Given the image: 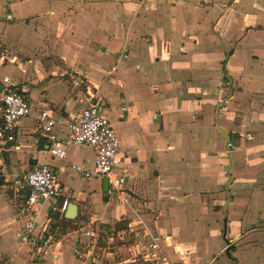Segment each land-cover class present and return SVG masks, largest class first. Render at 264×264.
Returning a JSON list of instances; mask_svg holds the SVG:
<instances>
[{
    "label": "crops",
    "instance_id": "1",
    "mask_svg": "<svg viewBox=\"0 0 264 264\" xmlns=\"http://www.w3.org/2000/svg\"><path fill=\"white\" fill-rule=\"evenodd\" d=\"M74 69L120 138L121 194L72 169L94 167L92 148L51 156L35 118L46 110L68 134L88 105ZM0 82L34 110L0 141V264H164L141 253L152 236L171 263L186 251L189 264H264V0H0ZM39 164L63 190L32 212L35 233L54 236L45 258L19 235L26 190L15 185ZM64 200L78 206L66 231L53 210Z\"/></svg>",
    "mask_w": 264,
    "mask_h": 264
},
{
    "label": "built area",
    "instance_id": "2",
    "mask_svg": "<svg viewBox=\"0 0 264 264\" xmlns=\"http://www.w3.org/2000/svg\"><path fill=\"white\" fill-rule=\"evenodd\" d=\"M71 78L74 87L84 89L88 105L77 115L68 126V134L64 138H58L53 129L56 125L54 119L46 110L38 112L35 118L40 121V126L49 140V152L51 156L64 159L67 156V148L73 145L87 146L95 152V165L87 168L80 164H74L72 169L83 179L108 178L109 185L114 194H121L126 184L125 171L122 168L121 141L111 121L105 115L101 104L97 102L96 92L87 81L86 74L78 69L71 70ZM34 113L31 101L18 91L15 85L8 82V87L0 92V141L8 136L12 139L19 123L24 118ZM15 185L26 190V204L21 209L24 221L19 233L23 243H33L38 248L41 256L54 255L56 246L52 232L47 229L42 233H35L36 222L32 217L34 206L39 203L50 202L62 194V185L58 175L46 164H39L28 169L21 179L15 180ZM69 201L64 200L60 207H54V211L66 212ZM141 225H145L138 216L137 220L128 223L131 233H136ZM146 230V229H145ZM87 237H93L91 232H86ZM139 244L143 242L138 240ZM146 261L160 262L164 264H189L186 260V251L179 252V259L171 263L163 257L160 251V238L152 236L150 244L142 250Z\"/></svg>",
    "mask_w": 264,
    "mask_h": 264
},
{
    "label": "water",
    "instance_id": "3",
    "mask_svg": "<svg viewBox=\"0 0 264 264\" xmlns=\"http://www.w3.org/2000/svg\"><path fill=\"white\" fill-rule=\"evenodd\" d=\"M3 89H4V86L0 82V92H2ZM227 141H228V137H227ZM226 147L229 150V142H227ZM230 167H232V165ZM230 167L227 169V174H228V177L230 179V184H231L233 178L230 175V169H231ZM104 187H105V191L107 192L109 190V180H108V178H104ZM227 188L229 189V185H228ZM228 196H229L228 197V203H229V199H230L229 192H228ZM77 215H78V206L76 204H70V206L68 207V209L66 211L65 218L67 220H71L72 221V220H75L77 218Z\"/></svg>",
    "mask_w": 264,
    "mask_h": 264
},
{
    "label": "rangeland",
    "instance_id": "4",
    "mask_svg": "<svg viewBox=\"0 0 264 264\" xmlns=\"http://www.w3.org/2000/svg\"><path fill=\"white\" fill-rule=\"evenodd\" d=\"M22 177H23V174L20 176V178H22ZM58 227H61L60 224H58ZM72 227H74V226H72ZM258 229H261V228H258ZM238 239H240V238H237V239L233 240V242L231 243V245L233 247L232 251H231V254L235 258L234 259L235 263H236V261H237V263H239V261H241V258L243 257L242 255H243V253H245V250H246L245 248H242L243 245L241 243V239L240 240H238ZM217 250H218V248H217Z\"/></svg>",
    "mask_w": 264,
    "mask_h": 264
},
{
    "label": "trees",
    "instance_id": "5",
    "mask_svg": "<svg viewBox=\"0 0 264 264\" xmlns=\"http://www.w3.org/2000/svg\"><path fill=\"white\" fill-rule=\"evenodd\" d=\"M227 80V79H226ZM3 180H1L0 181V185H3ZM71 224H72V222L71 221H69V220H67V219H65L64 217H62V219H61V222H60V226L61 227H59V228H61L63 231H66L68 228H71L72 226H71ZM63 226V227H62ZM56 226H54V228H55ZM58 227V226H57ZM56 227V228H57Z\"/></svg>",
    "mask_w": 264,
    "mask_h": 264
}]
</instances>
